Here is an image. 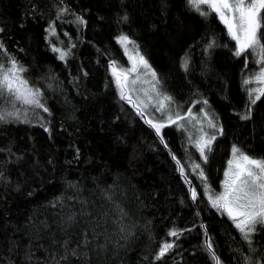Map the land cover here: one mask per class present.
Instances as JSON below:
<instances>
[{
    "label": "trees",
    "instance_id": "trees-1",
    "mask_svg": "<svg viewBox=\"0 0 264 264\" xmlns=\"http://www.w3.org/2000/svg\"><path fill=\"white\" fill-rule=\"evenodd\" d=\"M122 35L173 112L216 116L222 133L207 162L185 128L157 134L121 99L112 65L128 66ZM0 44V64L15 59L48 109L0 98V111H20L0 122V264H214L209 240L221 264H264V226L249 245L208 199L233 146L264 159V97L250 106L243 83L251 55L234 54L215 13L188 0H0ZM165 242L174 247L157 259Z\"/></svg>",
    "mask_w": 264,
    "mask_h": 264
},
{
    "label": "snow or ice",
    "instance_id": "snow-or-ice-1",
    "mask_svg": "<svg viewBox=\"0 0 264 264\" xmlns=\"http://www.w3.org/2000/svg\"><path fill=\"white\" fill-rule=\"evenodd\" d=\"M188 3L203 16H209L212 13L216 14L225 25L229 37L235 41L234 54L237 57L244 53H249L258 58L257 63L262 65V67L253 77L245 79L243 82L245 86L253 83L259 85L247 89L250 106L254 105L256 101L264 97V0H188ZM63 11L67 10H61V12ZM77 22L84 23L80 18H77ZM49 31L55 35L54 28L49 29ZM119 43L125 47L126 52L128 51L127 45L132 44L134 48L136 47L134 42L126 35L119 37ZM209 46L211 47V45ZM2 48L3 45L0 44V49ZM52 50L59 53L61 60L65 59L66 52L56 47H53ZM129 59L133 60L131 69L117 70L114 63L112 69L116 82L121 89V99L132 102L131 96L125 92V89L129 88V84L135 85L139 80V76L129 81V75L138 72L140 67H143L145 73L150 74L153 80H156V73L142 55L138 53L135 57L130 55ZM9 63L10 66L7 68L0 64V98L7 97L13 108H15L17 103H20L21 105L42 108L44 111H48L41 102L39 90L30 87L27 79L23 77L22 74L26 70L18 65L15 59L9 58ZM184 67L187 69V60H185ZM156 83L158 84L159 81L156 80ZM152 92L154 96L146 91L145 97L147 99L139 100L133 106L136 107L138 114H142L143 109L152 106L155 111L164 117V120L159 122L146 121L155 129L157 134L160 133V130L166 124H175L180 128H184V125L180 123L181 121L189 120V118L196 119L190 110L186 115H181L178 111L173 112L171 108L174 103L172 97L158 91L155 86H153ZM203 103L206 105L207 101L205 100ZM250 106L249 112L243 115L242 119L247 120L250 118ZM204 116L207 118L208 114L204 113ZM10 117L19 119L20 111H0V122L6 121ZM207 123L210 128H217L212 119L208 118ZM217 131L222 133V129H217ZM215 139L216 135L209 136L207 133H203L195 142V146L198 148L204 162H207L208 158L206 151H211V145ZM231 155L232 158L228 161V168L224 173L223 191L215 195L209 194L208 199L212 207L222 210V214H227L240 232L242 239L251 245V237L256 231V226H264V159L254 158L236 146L232 147ZM177 163L179 164V161ZM194 168L199 169L200 165L196 164ZM180 171L183 174V166L180 167ZM199 175L201 178L207 179L204 177L202 169ZM207 191L211 193V189H207ZM191 195L193 200L197 198L195 189L191 191ZM169 235L177 237L179 233L173 230ZM173 247V243H163L156 258L160 259ZM206 249L214 264H221L210 240L206 244ZM245 260L248 264H251L247 257Z\"/></svg>",
    "mask_w": 264,
    "mask_h": 264
},
{
    "label": "rangeland",
    "instance_id": "rangeland-1",
    "mask_svg": "<svg viewBox=\"0 0 264 264\" xmlns=\"http://www.w3.org/2000/svg\"><path fill=\"white\" fill-rule=\"evenodd\" d=\"M117 40L119 42V37ZM119 44L122 46V48H123V50H124V52L128 58V66L126 68L118 67L117 70L131 69L133 66V60H130L129 56L131 55V56L135 57L137 55V53L139 55H141V53L139 52L137 47L134 48L132 44L127 45V48H128L127 52L125 51V47L121 43H119ZM257 59L258 58L255 55H251V60L253 62V66H254L255 70L248 76V78L253 77L254 74L259 71L260 67H262V65L257 63ZM137 76H139L138 82L135 85L129 84V88L125 89V92H127L131 96V99L135 103L138 102L139 100H146L147 99V97H145L146 91L150 95L154 96V93L152 92L153 86H155V88L158 91L162 92L160 87H159V83L158 84L156 83V80H158L157 76H156V80H153V78L150 74L145 73V70L143 69V67H140L138 72L131 73L129 75V81L136 79ZM257 86H259V85L253 83V84L247 85V88L249 89V88H254ZM143 111L147 114V116L150 120H153V122H159V121L164 120V118L161 117V114L159 112L155 111V109L152 106H149L147 109H143ZM176 111L177 110L175 109V112ZM191 112L196 117L195 120L189 118V120H185V121L180 122L181 124L184 125L185 131L187 134V138H188L189 144L191 146L196 147L195 142L203 133H207L209 136H211L213 134L218 135L220 133L219 131H217V129H221L220 123H219L218 119L216 118V116L210 110H208L206 108H201L200 111H191ZM204 113L208 114L207 118H205ZM186 114H181V115H186ZM208 118L212 119L213 123L216 124L217 128L213 129V128H210L208 126V123H207ZM166 125H169V124H166ZM190 137H191V139H190ZM197 150H198V148H197ZM231 158H232V156H231ZM224 180H225V175H224L221 190L218 193L223 191ZM212 195H215V194H212ZM219 211L222 212V210H219Z\"/></svg>",
    "mask_w": 264,
    "mask_h": 264
}]
</instances>
